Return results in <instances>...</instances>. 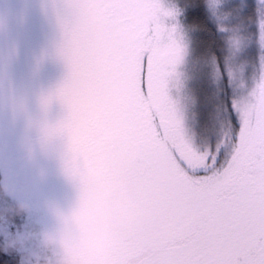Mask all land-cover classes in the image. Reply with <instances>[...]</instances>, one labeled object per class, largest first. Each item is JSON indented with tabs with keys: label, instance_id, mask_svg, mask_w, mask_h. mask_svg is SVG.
<instances>
[{
	"label": "snow or ice",
	"instance_id": "snow-or-ice-1",
	"mask_svg": "<svg viewBox=\"0 0 264 264\" xmlns=\"http://www.w3.org/2000/svg\"><path fill=\"white\" fill-rule=\"evenodd\" d=\"M103 7L127 23H98L62 49L69 72L55 98L67 113L46 131L65 134L111 185L107 264H264V0ZM185 14L217 38L207 62L221 89L200 143L170 95L183 85L181 66L201 58Z\"/></svg>",
	"mask_w": 264,
	"mask_h": 264
},
{
	"label": "rangeland",
	"instance_id": "rangeland-1",
	"mask_svg": "<svg viewBox=\"0 0 264 264\" xmlns=\"http://www.w3.org/2000/svg\"><path fill=\"white\" fill-rule=\"evenodd\" d=\"M103 2L0 0V239L19 264H58L65 255L74 264H107L111 185L65 134L46 131L67 113L55 98L69 72L62 49L74 35L89 40L98 23H127L110 21ZM192 36L201 58L181 66L183 85L170 95L183 131L200 143L211 133L221 85L202 49L205 33L197 26ZM244 66L242 50L235 52L232 69L240 75ZM65 232L71 235L61 248Z\"/></svg>",
	"mask_w": 264,
	"mask_h": 264
},
{
	"label": "trees",
	"instance_id": "trees-1",
	"mask_svg": "<svg viewBox=\"0 0 264 264\" xmlns=\"http://www.w3.org/2000/svg\"><path fill=\"white\" fill-rule=\"evenodd\" d=\"M185 20L188 24H196L199 29H201L205 36L207 37V42L203 46L204 53L209 55V53L216 51L217 49V38L213 35L212 31L210 30V26L205 24V22L195 16H191L185 14ZM0 264H19L17 257L9 252L2 246L1 239H0Z\"/></svg>",
	"mask_w": 264,
	"mask_h": 264
},
{
	"label": "clouds",
	"instance_id": "clouds-1",
	"mask_svg": "<svg viewBox=\"0 0 264 264\" xmlns=\"http://www.w3.org/2000/svg\"><path fill=\"white\" fill-rule=\"evenodd\" d=\"M70 233L68 232H65L62 236V240L64 241L60 246L61 248H64L65 247V244L67 243V241L70 239ZM93 243V241L91 240H87L85 239V246L88 247V246H91V244ZM58 264H74V261H73V258L71 256H68V255H65V256H62L59 261H58Z\"/></svg>",
	"mask_w": 264,
	"mask_h": 264
}]
</instances>
